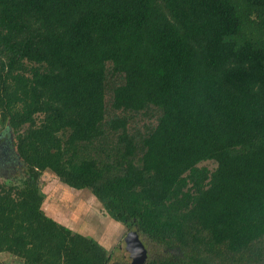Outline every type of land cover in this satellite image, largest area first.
Here are the masks:
<instances>
[{
	"label": "trees",
	"instance_id": "16d2710c",
	"mask_svg": "<svg viewBox=\"0 0 264 264\" xmlns=\"http://www.w3.org/2000/svg\"><path fill=\"white\" fill-rule=\"evenodd\" d=\"M0 110L28 170L0 183V254L126 264L47 213L49 172L144 264H264V0H0Z\"/></svg>",
	"mask_w": 264,
	"mask_h": 264
},
{
	"label": "rangeland",
	"instance_id": "374dc122",
	"mask_svg": "<svg viewBox=\"0 0 264 264\" xmlns=\"http://www.w3.org/2000/svg\"><path fill=\"white\" fill-rule=\"evenodd\" d=\"M110 95L107 97V102L110 104ZM1 115V110H0ZM156 113H150L148 116L139 115L135 119L139 123H132L130 129L132 132L136 133L135 129H141L144 132V126L147 123H151L153 126L157 124ZM1 119V116H0ZM0 132H2V137L0 139V144L8 142L13 153H18L16 147V134L13 129L8 125L2 128L0 124ZM5 145V144H4ZM22 162V160L20 159ZM21 165H23L21 163ZM201 167H207L210 171H214L217 164L213 161H207L200 165ZM25 169V171H24ZM28 170L23 168L16 176L10 177L11 180L0 176V183L5 185H12L18 183L19 181L26 179ZM41 180L42 193L45 195L44 207L48 210V214L55 216L58 222L64 223L66 226H77L82 228L83 234H88L95 240L100 241L103 245H106L110 249L111 255L118 245L126 238L133 240L138 243L140 247L144 250L147 256V249L141 240L140 236L136 231L126 232V228L121 224L114 223L113 220L107 215L103 208V205L89 190H70L64 186V184L55 176L53 173H47V176L43 177ZM77 197L75 198L74 195ZM76 199V200H75ZM61 203L63 209L57 210L54 213L52 209L58 208ZM78 212L80 215H78ZM88 214V217L86 215ZM0 264H23L21 259H18L7 253L0 254Z\"/></svg>",
	"mask_w": 264,
	"mask_h": 264
},
{
	"label": "water",
	"instance_id": "95a60500",
	"mask_svg": "<svg viewBox=\"0 0 264 264\" xmlns=\"http://www.w3.org/2000/svg\"><path fill=\"white\" fill-rule=\"evenodd\" d=\"M146 259L147 256L140 245L129 238L124 239L112 254V262L144 264Z\"/></svg>",
	"mask_w": 264,
	"mask_h": 264
},
{
	"label": "flooded vegetation",
	"instance_id": "af4514ba",
	"mask_svg": "<svg viewBox=\"0 0 264 264\" xmlns=\"http://www.w3.org/2000/svg\"><path fill=\"white\" fill-rule=\"evenodd\" d=\"M1 137L2 132H0V139ZM8 145V142L0 144V176H3L5 178L8 177L6 179L11 180L10 177L16 176L23 170V168H26V165L20 157L19 153L17 152V155L19 156H16V154L13 153L12 148ZM20 159L22 160V162L20 161ZM21 163L23 165H21Z\"/></svg>",
	"mask_w": 264,
	"mask_h": 264
},
{
	"label": "crops",
	"instance_id": "0c3cea01",
	"mask_svg": "<svg viewBox=\"0 0 264 264\" xmlns=\"http://www.w3.org/2000/svg\"><path fill=\"white\" fill-rule=\"evenodd\" d=\"M73 190H75V189H73ZM74 195V194H73ZM75 196V198L77 197L76 195H74ZM76 200V199H75ZM59 207L58 208H56V209H52V211L54 212V213H57L56 211L58 210H61V209H63V207L64 206H62L61 205V203L58 205ZM45 208V207H44ZM46 209V208H45ZM47 210V209H46ZM47 213H48V210H47ZM50 215V214H49ZM78 215H80V213L78 212ZM52 218H54L55 219V216H52V215H50ZM86 217H88V214L86 215ZM56 220V219H55ZM61 223V222H60ZM115 223V222H114ZM118 224V223H117ZM68 227H70L72 230H74V232H77V233H81V234H83L82 233V228L80 229V227L79 226H77V224L75 225V226H68ZM83 235H86V236H90V235H88V234H83Z\"/></svg>",
	"mask_w": 264,
	"mask_h": 264
}]
</instances>
